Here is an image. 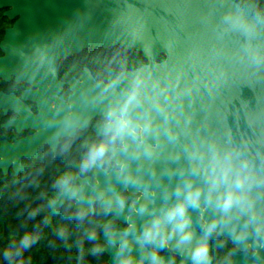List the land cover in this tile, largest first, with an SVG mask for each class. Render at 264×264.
<instances>
[{
  "label": "water",
  "instance_id": "95a60500",
  "mask_svg": "<svg viewBox=\"0 0 264 264\" xmlns=\"http://www.w3.org/2000/svg\"><path fill=\"white\" fill-rule=\"evenodd\" d=\"M0 6H11L10 16L19 15L2 42L6 56L0 59V77L7 79L17 72L18 78L42 85L36 69L46 80L57 81V62L85 49L133 48L147 59L145 71L172 89L178 101L176 119L189 135L242 146L264 174V15L252 14L254 3L240 7L235 0H0ZM237 14L253 25L251 35L245 36L226 23L225 17ZM160 54L166 58L157 62ZM132 75L134 72L127 70L117 90ZM81 78V82L72 80L76 96L71 102L76 112L72 116L80 118L83 129L105 107L96 102L105 82H96L87 69ZM116 78L109 71L107 81ZM59 87L60 83H55L49 92L34 96L48 99ZM9 107L23 112L33 125L50 119L51 126L49 133L40 132L37 137L14 143L0 141L4 174L11 163L15 172L23 171L20 156L35 157L36 146L46 136L55 147L54 136L74 131L64 127L67 117L60 101L59 112L54 114L43 100L42 116L34 119L24 114L27 110L11 94L0 93V108L6 111ZM11 123L21 125L20 121L7 124ZM98 173L102 185L107 183L108 177ZM257 196L258 207L264 211V186ZM60 203V197L52 201L50 214ZM211 216L210 210L205 212L206 219ZM217 231L227 238L236 236L234 241L240 246L248 239L254 245L260 238L264 240V234L258 237L251 230L245 234L239 226ZM106 250L112 259L114 250ZM245 262L264 264V248Z\"/></svg>",
  "mask_w": 264,
  "mask_h": 264
},
{
  "label": "clouds",
  "instance_id": "9594fccd",
  "mask_svg": "<svg viewBox=\"0 0 264 264\" xmlns=\"http://www.w3.org/2000/svg\"><path fill=\"white\" fill-rule=\"evenodd\" d=\"M225 21L245 36L254 31L239 14ZM145 68L138 62L134 75L117 90L128 70L124 60L117 78L103 84L96 102L105 107L93 125L96 134L81 145L85 151L79 161L70 162L55 181L53 199L65 196L67 208L75 207L68 219L82 230L78 261L84 259L86 239L92 257L114 250L110 264H177V254L184 264H213L210 239L220 234L218 229L239 226L245 234H264V211L257 203L264 174L242 146L189 135L176 119L172 89ZM79 124L77 116L64 121L65 128L77 132ZM59 139L60 151L68 153L75 137ZM98 170L107 183L101 185ZM208 210L210 220L203 216ZM48 222L45 215L43 223ZM57 235L65 243L70 237L66 228ZM39 239L26 231L18 244L4 250L3 260L22 258ZM17 264L24 261L17 259Z\"/></svg>",
  "mask_w": 264,
  "mask_h": 264
},
{
  "label": "flooded vegetation",
  "instance_id": "af4514ba",
  "mask_svg": "<svg viewBox=\"0 0 264 264\" xmlns=\"http://www.w3.org/2000/svg\"><path fill=\"white\" fill-rule=\"evenodd\" d=\"M235 1L240 7L245 6L241 5L237 0ZM10 9L11 6H0V59L6 56V52L2 46L6 30L11 29L14 26L16 20L19 18V15L10 16L7 13ZM252 14L256 15L253 12ZM80 56L81 54L72 55L57 62V81L46 80L40 72H37L38 70L36 69V71L34 72L38 73L42 78V85L39 82L36 83L30 81L27 78H18L17 72L9 74L7 79L0 77V93H4L6 95L11 94L13 98L19 103V105L27 110L24 112V114L26 113L34 119L40 118L42 116L43 100H47L48 108L51 113L58 114V102L60 101L64 106V115L66 117L72 116L73 114H76V112L73 110V104L71 102V97L76 96L72 86V80L81 82V75L83 74L85 69H87L96 82L106 83L109 73L108 70L105 79H102L100 81L97 80L91 69L83 64L82 57ZM165 58V54H160L158 56L157 62H161ZM146 62L144 63L146 64ZM118 74L116 73V75ZM52 82L53 84L60 83V87L57 88L55 92L48 97V99L45 96H42V99L41 96L40 98L34 96L35 93L49 92L53 86ZM25 94H27V96ZM0 112L1 115L5 117L4 120L0 121V128H2L1 133L3 134V137H0V141L5 140L9 143H14L26 138H33L35 136L37 137V134L39 135L40 132L45 134L50 132V119H46V121L43 123L39 122V125H33V122L23 116V112L19 111L16 107H9L6 109V111L0 108ZM99 119V114L92 116L83 129L79 127V132H77L74 128L72 134L66 133L64 135L54 136V138L56 139L55 147L50 144L51 139L47 138V136L44 140L43 138H41L43 141H40V143L36 146L37 154L35 157H25L24 155L20 156V164L23 167V171L15 172L12 168L11 163L6 174L12 173L13 176L26 174L30 170L33 171V167L36 163L44 166L46 162L51 159L54 164V168L52 170L53 175L48 178L45 177V181H49L51 184V188L47 190V202L52 203V201H57L58 199H53V197H56L57 195V192L53 187L55 181L66 169L67 165L70 162L79 161L80 156L85 151V149L82 148L81 145L84 143V141L89 140L90 138H94L96 129H94L93 125H95ZM10 121H20L21 125L19 126L18 123H11L8 125L7 123ZM46 123L47 125H45ZM65 135H72L75 137L71 145V149L68 153H62L60 151L62 140L59 138ZM98 172L102 173L103 171L98 170ZM98 172L97 179H99L102 185ZM0 174H4L1 169ZM40 179V177H33V174L29 178V180H32V182H39ZM90 180L91 178H89V182ZM60 201V205L55 208V211L52 214H50V212L52 211V207L50 209L48 208V210L46 211L48 218L52 219V217L56 215L59 219H61V221H72L76 224V228L79 233H81L82 230L78 228L77 223L74 220L68 219L69 214L75 211V207H73L72 209L67 208V199L65 196H61ZM205 212H203V216L206 219ZM199 226L200 220H198L197 228H199ZM102 238L103 236H101V241H103ZM210 248L212 252L213 264H247L245 260L251 261L264 248V240L260 238L259 243L257 245H254L252 241L248 239L243 246H240L234 241L233 238H227L222 233H220L218 236H214L212 239H210ZM111 257L112 256L106 250L105 254L101 255V260L96 264H105V261H108V264H110ZM239 257H244L245 259L238 260ZM176 259L177 264H184V258L181 254H177Z\"/></svg>",
  "mask_w": 264,
  "mask_h": 264
},
{
  "label": "trees",
  "instance_id": "16d2710c",
  "mask_svg": "<svg viewBox=\"0 0 264 264\" xmlns=\"http://www.w3.org/2000/svg\"><path fill=\"white\" fill-rule=\"evenodd\" d=\"M241 5L255 4L253 13L264 15V0H237ZM80 57L84 65L88 66L97 80L105 79L107 72L120 73V64L126 60L128 69H133L138 62H146L142 53L122 45L109 48L91 47L85 49ZM5 117L1 115L0 121ZM0 128V137H3ZM53 161L50 159L46 164H35L33 171L26 174L13 176L12 173L0 174V264H17V259H22L24 264H96L101 259L88 255L87 249L92 245L85 239L84 259L78 261V249L76 242L81 239V233L72 221H61L54 215L44 224V217L48 210L47 190L51 188L49 181H45L53 175ZM40 177L39 182L29 180L30 176ZM40 209L34 217L30 213ZM38 226V227H37ZM66 228L70 237L65 243L57 235L59 229ZM28 232L38 235L40 239L28 251L23 253L22 258H13L11 261L3 260V252L10 243L18 244L21 236Z\"/></svg>",
  "mask_w": 264,
  "mask_h": 264
},
{
  "label": "bare ground",
  "instance_id": "6f19581e",
  "mask_svg": "<svg viewBox=\"0 0 264 264\" xmlns=\"http://www.w3.org/2000/svg\"><path fill=\"white\" fill-rule=\"evenodd\" d=\"M52 84H53V82H52ZM45 89H46V87H45ZM50 103V102H49ZM73 114V113H72ZM45 125H47V123L45 124ZM40 129V128H39ZM234 239H236V236L234 237Z\"/></svg>",
  "mask_w": 264,
  "mask_h": 264
}]
</instances>
